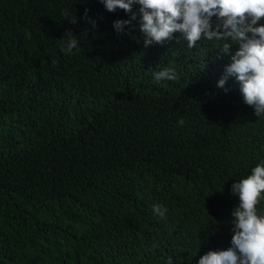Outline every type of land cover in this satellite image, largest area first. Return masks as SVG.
<instances>
[{
    "label": "trees",
    "instance_id": "16d2710c",
    "mask_svg": "<svg viewBox=\"0 0 264 264\" xmlns=\"http://www.w3.org/2000/svg\"><path fill=\"white\" fill-rule=\"evenodd\" d=\"M128 18L0 0V264H198L232 247L230 189L264 161V116L235 78L217 86L221 42L145 48L138 24L115 32ZM168 67L179 78L155 82Z\"/></svg>",
    "mask_w": 264,
    "mask_h": 264
},
{
    "label": "clouds",
    "instance_id": "9594fccd",
    "mask_svg": "<svg viewBox=\"0 0 264 264\" xmlns=\"http://www.w3.org/2000/svg\"><path fill=\"white\" fill-rule=\"evenodd\" d=\"M108 12L117 9L129 14L126 20H116L113 28L119 35L126 27L142 33L144 47L163 45L176 39L197 49L201 40L219 41L220 53L230 55L231 63L225 68L218 87L224 89L229 77L239 83L243 102L254 109L259 118L264 116V0H101ZM134 5H139L137 11ZM84 17L93 27L96 22ZM67 16V12L64 13ZM134 22H136L134 24ZM77 23V18L70 21ZM180 33V37H175ZM61 47L66 55L79 50V40L71 32ZM154 81H176L174 68L154 72ZM178 123L183 126L184 120ZM231 194L239 198L232 215V247L224 251H208L198 264H264V215L258 205L264 200V161L251 169L246 177L231 185ZM167 208L153 205V214L166 219ZM167 264H173L169 257Z\"/></svg>",
    "mask_w": 264,
    "mask_h": 264
}]
</instances>
